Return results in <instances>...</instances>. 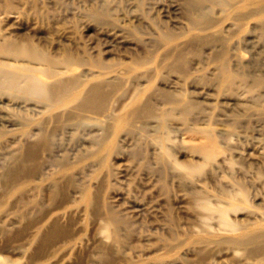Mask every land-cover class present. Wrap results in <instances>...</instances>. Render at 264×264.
Returning a JSON list of instances; mask_svg holds the SVG:
<instances>
[{
	"label": "rangeland",
	"instance_id": "obj_1",
	"mask_svg": "<svg viewBox=\"0 0 264 264\" xmlns=\"http://www.w3.org/2000/svg\"><path fill=\"white\" fill-rule=\"evenodd\" d=\"M0 3L5 5L0 4V40L27 41L52 56L69 55L74 61L55 76L33 70L41 81L73 74H80L87 84L98 78L124 81L110 100L121 105L116 112L123 117L127 106L152 97L156 112L148 118L131 119V130L126 132L120 123L108 133L96 120L100 116L91 113L92 118H84L78 125L57 129L52 148L42 153V172L59 174V161L69 160L75 182L92 193L98 189L99 199L102 195L101 200L118 217L131 223L123 227L127 236L122 247L112 246L114 264H192L202 253L209 264H243L238 248L217 239L240 235L264 222V9L259 10L264 0ZM193 5L205 15L197 19L188 10ZM236 11L242 12L240 18L233 15ZM207 19L211 26L202 30ZM179 50L188 52L185 73L168 67ZM167 51L171 53L165 57ZM222 54L225 60L220 58ZM8 59L0 53V62ZM139 61L146 64L137 65ZM157 63L160 65L155 67ZM129 66L137 67L128 71ZM228 72L230 77H224ZM242 73L246 76L239 80ZM256 74L261 75L262 83L253 88L250 81ZM45 110L35 96L26 98L0 86V171L23 141L36 138ZM101 136L106 138L98 144ZM210 138L213 147L205 157L195 145ZM188 164L199 170L187 174L184 168ZM240 185L246 197L237 192ZM222 192L237 196L240 207L227 213L237 229L218 224L214 207L225 205ZM14 199L11 193L1 198L5 204L0 207V258L7 256L14 264H23L31 247L24 244L27 236L12 235L19 228L8 210ZM83 207L78 203L71 213L70 230L76 245L68 249L59 242L61 247L49 259L51 264H98V247L109 245L110 238L101 232L102 220ZM33 214L31 211L29 216ZM239 226L247 228L240 230ZM29 230L33 228L26 234Z\"/></svg>",
	"mask_w": 264,
	"mask_h": 264
},
{
	"label": "bare ground",
	"instance_id": "obj_2",
	"mask_svg": "<svg viewBox=\"0 0 264 264\" xmlns=\"http://www.w3.org/2000/svg\"><path fill=\"white\" fill-rule=\"evenodd\" d=\"M6 2L9 5L8 3L9 1ZM0 4L1 6H5L2 5V3ZM261 6L262 8H260L259 10L264 9V5ZM201 9L202 8H200L198 5H193L188 10L194 13V16L197 17L198 19L199 17H203L205 15L204 13H201ZM256 9H253L250 12L253 14ZM233 15L235 16V18H240L242 12L236 11ZM208 20L209 19L203 21V25L200 27L202 30L207 29L211 26L210 24L211 20L210 21ZM171 51L170 52L167 51V53H165L166 55L164 54L165 57L167 55H170ZM186 52H184L183 50H179L176 53H174L173 55L174 57L172 61L168 63V67L172 69H176L182 73H185L187 70L186 63H187V53H188ZM0 53L5 54V56L7 55L8 58L13 62V63L9 62V59L8 61L4 62L2 60L3 62H0L1 63L0 72L3 73V74L0 73L2 75L0 77V86H3L4 89L16 90L20 92L22 96L24 95V97L26 98H31L32 96H35L37 100L44 103L46 108L45 111H42L45 113V115L43 117V120L41 121L40 129L36 133V138L29 141L28 140L23 141L18 149V152L10 156L9 162L3 167L2 171H0V207L5 204V201H2L3 199L1 200L3 196L10 195V193L15 196L14 202L8 208V210L10 209V211H12L15 220L19 222V226H18L19 228L12 235L16 236L17 238L18 237L20 238L22 236H27L26 242L24 244H28L29 247H31V251H29L28 253L27 261L23 264H51L49 259L52 256H54L58 248L61 247V246L58 247L57 245L59 242H61L62 245H65L64 248H68V249L76 245V243L73 241L74 238L70 230V227H72L73 225L71 213L73 212L74 208L78 207V203H82L84 206L83 208H86L90 212L93 218H96L99 221L102 220L101 232L103 231L104 233L105 231L106 233L103 234L104 237L110 238L109 245L108 244L105 246L100 245L102 242L99 244L100 245L98 247L99 249L97 248L98 249V256L96 259L97 263L114 264L115 254L113 255L111 253V249L114 247L113 245H115V247L121 245L120 247H122L127 236V234L124 232L125 229L123 227H130L129 225L131 223L126 222L121 217H118V215L114 213L115 211L113 212L110 209L109 204L107 205L103 200H101L102 195L100 196L99 199L100 193L98 189H96V191L92 193L88 190V187L80 186L75 182L70 172L71 164L69 160L65 159L59 161V166L61 167V169L58 171L59 174L57 173L47 174L46 172L45 174L44 172H42L41 171V158L43 157L42 153L43 151H49L52 148V138L56 133L57 129L62 128L66 124H72L74 126L78 125L81 122H83L84 118L86 119L92 118L91 113L100 116L97 117L96 120L103 126L105 131H107L108 133L109 132L111 133L112 127L121 125L120 123H122V125L125 126L124 129H126V132L128 131V129L131 130V126H132L131 119H135V118L138 119V117L140 118V117L154 115L153 114V112L155 111V110L153 111L154 105L152 106V103L150 101L152 97L149 96L150 98L144 100L143 102L135 101L129 106V108L127 106L125 110L126 115L124 116L125 117L124 118L123 116H121V114L119 115L116 112V110L119 109L118 106L121 105L118 104V106H116L115 104L113 105L110 102L114 94L120 90L122 84H124L123 83L124 81H119L109 78L108 79L98 78L95 81H92L87 84L85 83L84 80L81 79L82 76L80 74H73L70 76L67 75V76L56 77L53 81L45 82V81H41V78L35 75L33 73V70L39 69L43 71L45 75L55 76L58 73L67 69L68 65L74 62L71 59V57H69V55H64L60 58H57L47 53L46 51L40 49L36 45L31 44L30 42L27 41L20 42L13 39L5 40V41L0 40ZM222 56L223 54L220 55V58H223L222 60H225L224 56L223 57ZM220 63H221V59H220ZM8 64L12 65L13 68L6 69L5 66H7ZM136 64L137 65L146 64V61H139L136 62ZM159 65L160 63H157L155 67H158ZM220 65H222V63ZM136 67L137 66H129L128 71L134 70L136 69ZM103 68L108 69L110 68V66H103ZM229 73L230 72H228V76H226L227 74L224 73L223 74L224 77L229 78L231 75ZM240 76L241 77L239 78V80L240 79L242 80L246 76V74L242 73V75ZM260 76L257 75L254 77L253 81H250L253 82V88H255L254 86L261 85L262 78ZM132 78L133 77H130L129 80H132ZM226 80L228 81V79ZM224 83L226 84L225 81ZM228 89L229 87L226 90ZM70 101L72 102V104L69 105L68 102L70 103ZM176 102L178 101L176 100ZM124 106H126L125 101L122 104V107ZM183 107L186 108L185 106ZM184 110L186 111V109ZM128 116L130 119H128ZM166 116L167 114L165 115V117ZM86 126L88 125L86 124ZM104 137L101 136L100 139L98 138L100 140L98 141V144L102 143V141L106 138ZM213 143H214L213 138L212 139L210 138V140H208L205 143H199L197 145L195 144L194 145H195V149H197L199 152H202L204 156L207 157L210 154L211 148L213 147ZM171 151L173 150L171 149ZM132 154H135V152ZM134 156H136V154ZM173 159L174 158H172V160ZM184 170L187 174H192L195 171H198L199 167L193 164L192 165L188 164L187 166H185ZM44 181H46V183H44ZM240 182L242 181L240 180ZM99 183L101 184L100 181ZM71 190H73V194L71 193L72 192ZM245 191L246 190L243 187V185L242 186L240 185L239 190L237 192L241 193L243 197H246L247 193ZM235 195H237V193ZM222 197H225L224 200L225 205H216L214 207V210H216V212L218 213V224L220 225V227L227 230H232L234 228L237 229L235 224L232 223L233 220L231 222L227 217V213L230 209H234L239 206V203L235 202V199L237 200V198L235 197L237 196L234 197L230 194L228 195L227 193L222 192ZM74 205L76 206L74 207ZM31 211L34 212L33 216H29ZM62 219H65L66 221L63 223L61 222ZM128 223L130 224L128 225ZM246 226H239V228L240 230L241 228L246 229L247 228ZM30 228H33V230L31 231L29 230L30 232L26 234V231L28 232V229ZM3 229L4 231L7 230V228H3ZM18 240L20 241V239ZM217 240L220 242L227 243L229 247L232 246L233 248L236 249L238 248L237 250H240V252L242 253V257L244 259L243 264H264V222L251 229H246L240 235L236 234V235L224 236ZM237 252L239 253V251ZM6 257L0 258V264H14L15 262L14 260ZM197 257H200L199 260H196L198 263L195 261L197 264H204L206 262V257L208 258V256L204 253H202ZM195 262H193L192 264H194ZM205 264H209V263L206 262Z\"/></svg>",
	"mask_w": 264,
	"mask_h": 264
}]
</instances>
